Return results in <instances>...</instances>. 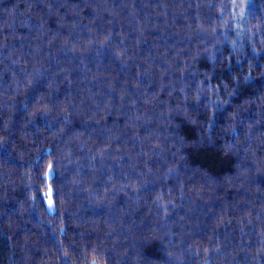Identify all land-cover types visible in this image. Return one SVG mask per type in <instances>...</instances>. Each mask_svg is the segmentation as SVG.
Wrapping results in <instances>:
<instances>
[{"label":"trees","instance_id":"1","mask_svg":"<svg viewBox=\"0 0 264 264\" xmlns=\"http://www.w3.org/2000/svg\"><path fill=\"white\" fill-rule=\"evenodd\" d=\"M92 262L264 264V0H0V264Z\"/></svg>","mask_w":264,"mask_h":264},{"label":"rangeland","instance_id":"2","mask_svg":"<svg viewBox=\"0 0 264 264\" xmlns=\"http://www.w3.org/2000/svg\"><path fill=\"white\" fill-rule=\"evenodd\" d=\"M51 175V172H49L47 174V176L49 177ZM50 194H51V190H48L46 192V197H45V203H46V207L48 209L49 212H53L54 208H53V204H52V200H51V197H50ZM51 201V208L49 207V202ZM92 264H98L96 262H92Z\"/></svg>","mask_w":264,"mask_h":264},{"label":"snow or ice","instance_id":"3","mask_svg":"<svg viewBox=\"0 0 264 264\" xmlns=\"http://www.w3.org/2000/svg\"><path fill=\"white\" fill-rule=\"evenodd\" d=\"M49 207L51 208V201L49 202Z\"/></svg>","mask_w":264,"mask_h":264}]
</instances>
